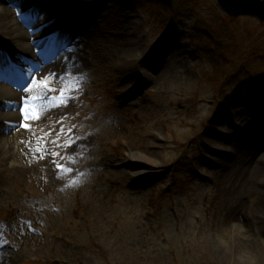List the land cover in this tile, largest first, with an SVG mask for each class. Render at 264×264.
<instances>
[{
	"label": "rangeland",
	"instance_id": "1",
	"mask_svg": "<svg viewBox=\"0 0 264 264\" xmlns=\"http://www.w3.org/2000/svg\"><path fill=\"white\" fill-rule=\"evenodd\" d=\"M40 7L65 30L18 78L6 135L26 133L9 140L17 158L0 154V264H264V186L239 187L264 151V22L216 0Z\"/></svg>",
	"mask_w": 264,
	"mask_h": 264
},
{
	"label": "bare ground",
	"instance_id": "2",
	"mask_svg": "<svg viewBox=\"0 0 264 264\" xmlns=\"http://www.w3.org/2000/svg\"><path fill=\"white\" fill-rule=\"evenodd\" d=\"M11 1L13 0H9V2ZM23 1L25 4L21 3V6H19L20 8L17 7V9H21L19 14H16L15 12L13 13L12 10L14 9L10 10L6 5L0 7V79L12 84V87H5L0 84V154L6 155L8 154V151H15L16 158L18 155V143L13 144L9 142V140H25L26 132L17 129L15 130L17 132H12L11 138H9V136L6 135L7 129L5 128L14 125L15 120L18 118V114L15 111L16 106L14 104V99L19 97V95H17V92L12 89L17 86L18 79L16 78L21 76V74L24 77L29 74V67L35 66L36 56L47 45L50 47L57 44L56 49L62 46L61 42L57 40L58 36H56V33H53L54 31L50 29L51 26L54 25L52 21L54 15L44 16V13L38 11L41 10L39 5H42L44 9L47 8V10H49L48 8L57 4L59 0ZM35 1V10L30 14L32 16L28 17L27 10L32 8ZM38 12L39 15L41 13V18L40 16L38 18ZM25 21H28L27 28L22 24ZM64 57L65 54H60L53 62L48 63L44 70L51 72L59 71L66 63ZM10 69H18L19 75L17 74L15 77L10 75ZM40 73L41 72H37V75ZM28 86L25 89H27ZM31 89L28 91L23 90L20 97L23 95H29ZM257 139L258 140L255 141L256 144L259 143L264 146V129L260 131ZM252 153L253 155L248 154L251 165L244 177L241 178L239 186L241 189L244 186L247 192H252L256 190V188L264 186V174L262 167L260 166L261 164H264V151L260 149L259 151L254 150ZM6 159L9 163L17 161L11 157H6ZM241 175L242 171H240L238 177L240 178ZM234 247L237 252L246 256H252L253 247L250 243L243 240V238L238 241Z\"/></svg>",
	"mask_w": 264,
	"mask_h": 264
},
{
	"label": "water",
	"instance_id": "3",
	"mask_svg": "<svg viewBox=\"0 0 264 264\" xmlns=\"http://www.w3.org/2000/svg\"><path fill=\"white\" fill-rule=\"evenodd\" d=\"M216 3L231 18L252 16L264 22V0H216Z\"/></svg>",
	"mask_w": 264,
	"mask_h": 264
},
{
	"label": "snow or ice",
	"instance_id": "4",
	"mask_svg": "<svg viewBox=\"0 0 264 264\" xmlns=\"http://www.w3.org/2000/svg\"><path fill=\"white\" fill-rule=\"evenodd\" d=\"M51 74V73H50ZM41 83L43 84H47V81H41ZM32 88V85L30 84L28 86L27 89H25V91H28ZM63 92L64 90L63 89H60V95H61V100L63 101L65 98L63 96ZM32 99H36V97H33ZM59 106V105H57ZM21 111L24 113V119L25 120H28V119H31V118H39V113L37 111V109L35 108L34 105H30L28 103H25L21 109ZM22 127H25V128H28L30 127V125L28 123H24L22 124ZM58 168H62L63 166L62 165H57Z\"/></svg>",
	"mask_w": 264,
	"mask_h": 264
}]
</instances>
